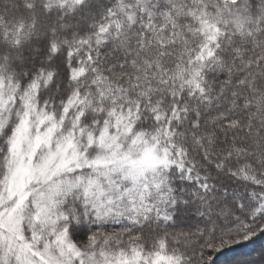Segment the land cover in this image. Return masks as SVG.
Instances as JSON below:
<instances>
[{
    "label": "snow or ice",
    "instance_id": "1",
    "mask_svg": "<svg viewBox=\"0 0 264 264\" xmlns=\"http://www.w3.org/2000/svg\"><path fill=\"white\" fill-rule=\"evenodd\" d=\"M264 235V0H0V264H213Z\"/></svg>",
    "mask_w": 264,
    "mask_h": 264
},
{
    "label": "trees",
    "instance_id": "2",
    "mask_svg": "<svg viewBox=\"0 0 264 264\" xmlns=\"http://www.w3.org/2000/svg\"><path fill=\"white\" fill-rule=\"evenodd\" d=\"M213 264H264V235L223 249L219 253L208 250Z\"/></svg>",
    "mask_w": 264,
    "mask_h": 264
}]
</instances>
